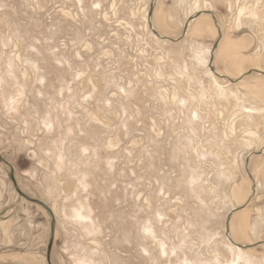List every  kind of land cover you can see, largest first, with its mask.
Segmentation results:
<instances>
[{
  "label": "rangeland",
  "instance_id": "obj_1",
  "mask_svg": "<svg viewBox=\"0 0 264 264\" xmlns=\"http://www.w3.org/2000/svg\"><path fill=\"white\" fill-rule=\"evenodd\" d=\"M263 251L264 0H0V264Z\"/></svg>",
  "mask_w": 264,
  "mask_h": 264
},
{
  "label": "bare ground",
  "instance_id": "obj_2",
  "mask_svg": "<svg viewBox=\"0 0 264 264\" xmlns=\"http://www.w3.org/2000/svg\"><path fill=\"white\" fill-rule=\"evenodd\" d=\"M211 23H209V21L208 20H206L205 18H201V17H198L197 19H196V21H195V27L196 28H198L199 30H201V31H204L208 26H212V25H210ZM197 29V30H198ZM211 30V29H210ZM213 30V32H214V29H212ZM227 42V39L226 38H224V40L222 41V47H224V44ZM263 254H264V251L262 252ZM259 257V256H258ZM257 257V258H258ZM262 257V256H261ZM245 258H247V260H248V264H253V262L255 261V260H257L256 259V257H252V256H250V255H248L247 254V257H245ZM260 258V257H259ZM246 260V261H247Z\"/></svg>",
  "mask_w": 264,
  "mask_h": 264
}]
</instances>
